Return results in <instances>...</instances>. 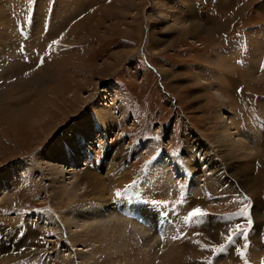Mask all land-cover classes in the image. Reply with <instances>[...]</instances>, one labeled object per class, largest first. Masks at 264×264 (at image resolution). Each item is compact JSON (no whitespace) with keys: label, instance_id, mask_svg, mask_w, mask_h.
<instances>
[{"label":"rangeland","instance_id":"1","mask_svg":"<svg viewBox=\"0 0 264 264\" xmlns=\"http://www.w3.org/2000/svg\"><path fill=\"white\" fill-rule=\"evenodd\" d=\"M40 67L53 76L36 82ZM214 91L226 97L227 108ZM24 107L33 112L10 125L2 119ZM97 110L115 128L100 137L95 128L94 136L80 133L98 120ZM223 115L233 136H246V158L220 142ZM0 117V173L15 169L0 176V264H82L100 254L96 246L112 251L104 264H179L178 252L181 264H264L261 228L254 231L259 238L249 233L246 252L241 234L227 243L218 228L224 214L246 204L243 194L256 200L252 222L264 225V0H0ZM110 120L97 123L111 127ZM65 145L71 154L82 147L75 164L66 162L70 152L58 150ZM172 158L179 166L170 167ZM51 167L59 171L54 182ZM160 167L173 176L179 169L181 182L149 185L147 176ZM185 168L200 175L194 189ZM104 169L121 183L115 186L122 195L109 189L112 203L84 216L89 200L99 201L82 195L91 193L84 175L99 177ZM29 174L32 181L24 178ZM51 186H74L77 197L50 195ZM148 186L156 220L137 224L143 227L137 236L122 224L113 230L114 218L135 220L129 208ZM195 207L208 215L186 221ZM67 214L76 218L73 234L75 225L90 233L92 224L104 237L92 233L86 243H68L60 220ZM47 215L58 231L41 225Z\"/></svg>","mask_w":264,"mask_h":264},{"label":"bare ground","instance_id":"2","mask_svg":"<svg viewBox=\"0 0 264 264\" xmlns=\"http://www.w3.org/2000/svg\"><path fill=\"white\" fill-rule=\"evenodd\" d=\"M199 27V26H198ZM195 28V27H194ZM20 38V37H19ZM21 39V38H20ZM17 40H19V39H17ZM22 40V39H21ZM12 41H14V39H12ZM17 46H18V44H17ZM40 47V46H39ZM223 56H225V55H223ZM36 59V58H35ZM38 59V58H37ZM221 61V60H220ZM224 62V61H223ZM53 64V62L50 64V65H48V66H51ZM219 64V63H218ZM224 64V63H223ZM55 65V64H54ZM47 66V65H46ZM219 66H222V64L220 65L219 64ZM48 69H46V71L44 72L43 71V69H44V67H40V69H38V71H36L35 73V75L33 76V77H36V79H35V81L36 82H38L39 80H43V79H45V78H50L51 76H53V75H50L49 73H50V71H51V68H52V66H51V68H49V67H47ZM55 68V67H54ZM53 69V68H52ZM53 70H55V69H53ZM43 71V72H42ZM61 71V70H60ZM52 72V71H51ZM55 72V71H54ZM30 73V72H29ZM38 76H40V77H38ZM245 76V75H244ZM242 77H243V75H242ZM244 78V77H243ZM244 80V79H243ZM44 82V81H43ZM42 82V83H43ZM214 93H215V95L218 97V99L221 101V103H222V105H224V108H227V106H228V104H227V101H226V97H224L221 93H219V92H217V91H214ZM104 103V102H103ZM106 104H108V103H105V105ZM112 104V103H111ZM101 105H104V104H101ZM108 106H110V105H108ZM110 108V107H109ZM112 109H107L109 112H111V113H113L114 112V108L115 107H111ZM28 108H26V107H24V110H22L21 111V109L20 110H18L17 111V113H16V116H14V118L13 119H10V120H6V118H7V116H6V114L5 115H3L2 116V119L8 124V125H10V124H12L13 123V121H14V119L15 118H17L18 116H23V115H27L29 112H33V111H31L30 109H28ZM98 112V113H97ZM97 112H95V114H98V120L97 121H92L91 119V122H93V124H90L89 125V127L87 126L88 125V123L86 122L85 123V125H86V128H85V130L87 131H84V130H79L80 131V133H84V134H86V133H88L89 135H92V136H94V134L92 133L93 131H94V128L95 129H97V131L99 130V135H98V137H100V136H102L103 134H105L106 132H112V128H115V125L112 123V121L110 120V118H111V116L110 115H107L106 114V111H103L104 113L103 114H101V112L100 111H98L97 110ZM100 114L101 115H103V116H100ZM115 114V113H114ZM102 117V118H101ZM1 118V117H0ZM80 118H83V115L82 116H80ZM223 118H224V124H223V126H222V129L221 130H219L218 131V135H219V140H220V142H226L225 144H233L231 147L233 148H235V151H240L242 154H237V156L239 157V155H240V157L241 158H246L245 156H247V155H249V151L251 150V147H250V144L248 143V142H246V136L243 138H239V137H237V136H233L232 135V133H236V131L234 130L233 132H230L231 131V129H233V127H231V121L230 120H228V116L227 115H223ZM19 120V119H18ZM109 120H110V123H111V127H109V124H107V125H104L103 126V128H102V126H100L99 124L101 123V124H106L107 122H109ZM99 124H98V123ZM12 127V126H11ZM99 127H101V128H99ZM96 131V130H95ZM87 137H89V136H87ZM255 140V139H254ZM98 140H96V142H97ZM88 143V142H87ZM92 143V142H91ZM119 146H121L120 144H118ZM228 146V145H227ZM254 146V145H253ZM252 146V147H253ZM118 147V146H117ZM231 149V148H230ZM59 151H61V153H65V154H68L70 151H68L67 150V148H66V145L65 146H61L59 149H58ZM120 150V149H119ZM123 151H126L125 149H123ZM230 152V151H229ZM247 153V154H246ZM70 154V157H68L67 158V160H66V162L67 163H69V164H75L74 162H77V160H76V158H75V156H76V154H77V157L78 158H81L82 156H83V151H82V147H79L77 150H76V154H71V152L69 153ZM232 156H234V154H232ZM244 156V157H243ZM64 159H66V157H64ZM90 159V158H89ZM89 159L87 158V159H83V160H86L85 162H81L80 164L82 165V164H85V165H87V164H89ZM166 159V158H165ZM105 160H108V162L109 163H112V162H110L109 161V159H105ZM92 161V160H91ZM112 161V160H111ZM171 161H173L174 162V164L172 165V166H170V167H175V166H179V163H178V160L177 159H175V158H172L171 159ZM242 161V160H241ZM198 162V161H197ZM263 162H264V158H263ZM103 163V162H102ZM14 165L16 164V163H13ZM51 165L50 166H52V165H54L53 163H50ZM57 164H59V163H57ZM57 164H55V165H57ZM198 165H199V168H201V167H203V163L202 162H200V160H199V162L197 163ZM13 165V166H14ZM110 164H108V166H109ZM112 165V164H111ZM121 165V164H120ZM66 165H61V164H59V167H61L63 170H61V171H64V169H66L67 170V172L68 171H73V169H72V166H66ZM263 167L261 168V171H263L264 170V163H263V165H262ZM114 167V166H113ZM13 168V167H12ZM112 168V167H111ZM109 169V168H108ZM175 169H177V168H175ZM186 169V168H185ZM15 169H11V170H9V171H3V172H1L0 173V176H9V175H13L14 173H12V171L13 172H15L14 171ZM20 170V169H19ZM18 170V171H19ZM47 170V169H46ZM187 170V169H186ZM48 171V170H47ZM49 171H50V173H54L53 175V179L52 178H50V180L52 179V181L54 182V179L56 180V175L59 173V171H57L56 170V167H51L50 169H49ZM30 172V171H29ZM92 172V171H91ZM111 172L112 171H109V170H107V169H104V173L102 174V175H99V177H95V176H92V174L91 173H87V174H85L84 175V178H86L87 179V182H88V184L87 185H89V188H90V190H91V193H88L87 191H85L82 195L84 196V197H87V198H89V199H99V201H95V200H89V204L87 205V208H88V213H86V215H84V216H88V217H94V214H96V206H100V204L102 205L103 204V206L105 205V206H109V204H111L112 202H111V196H112V191L111 190H109V189H114L113 191L114 192H117V191H119L122 187L121 186H115L116 184H121L119 181H117L116 179H114V178H111ZM176 172H177V174H175L174 176H173V174L171 173V174H169V173H167V170L165 171L164 169H162L161 167L160 168H158V169H156L155 171L153 170V172H151V174L150 175H148L147 176V180H148V182H149V185H151L152 186V184L153 183H150L151 181H154L153 179H155V180H159V183L160 182H162L163 183V186L162 187H165V188H168L169 186H170V188H171V184H173L174 183V181L175 182H178V183H180L181 182V177H180V172H179V169H177L176 170ZM49 173V172H48ZM94 174H97V173H94ZM186 174H190V175H192L193 176V179L191 180V185H192V188L194 187V184H196V182H195V180L196 179H200V177H198V176H200V175H197L198 173H197V171H189V170H187L186 171ZM220 174V173H219ZM22 175L23 174H21V176L20 177H22ZM48 175V174H47ZM51 175V174H50ZM23 176H25V175H23ZM31 174H29V175H26V177H24L25 179H29V180H31ZM173 176V177H172ZM176 177H178V179L176 178ZM125 178V177H124ZM123 178V179H124ZM112 179V180H111ZM107 181L108 182V185H109V187H111V188H109V187H107L106 186V182L105 181ZM115 180L117 181V182H119V183H116L115 182ZM172 180H174V181H172ZM32 181V180H31ZM31 181H30V183H31ZM121 181V180H120ZM123 181V180H122ZM125 182V181H124ZM158 183V184H159ZM170 184V185H169ZM174 184H176V183H174ZM32 186H33V184H31ZM52 185H55V184H52ZM154 185L156 186L157 184L154 182ZM261 185H263L264 186V182L263 183H261ZM35 186V185H34ZM36 187V186H35ZM153 187V186H152ZM34 188V187H33ZM70 187H63V186H51V190H50V195L51 194H54L55 193V195L54 196H59V197H61V196H63V195H65V197L66 198H69V201L71 202V200H73L74 198H76L77 196H75V194L77 193L76 191H77V189L76 188H74V186L73 187H71L70 189H69ZM88 188V187H87ZM198 187H196L195 189H197ZM30 189H31V187H30ZM36 189V188H35ZM150 189H151V187L149 188V186L146 188V190H145V193H146V195H145V198H141V202H139L140 200H138L139 198H137L136 200H135V202L133 201V203L131 204V206H130V208L129 209H132V210H135V220L134 221H131V222H129L128 220H126V219H115L114 218V220H112V224H111V227H113V230H114V228H116V226H118V224H122L123 225V229L124 230H126L128 227H131L132 229H133V231H134V234H133V236H137L140 232H141V229H143V227L145 226L144 225V223H145V221H150V222H152V221H154V220H156V217H155V215H154V209H153V202H155L156 200H153L154 198H153V191L151 190L150 191ZM194 189V188H193ZM111 191V192H110ZM196 191V190H195ZM194 191V192H195ZM67 193V194H66ZM163 197V196H162ZM52 198V197H51ZM68 200V199H67ZM159 200V199H158ZM137 202V203H136ZM155 204V203H154ZM103 206H102V208H103ZM121 207V206H120ZM105 208H107V207H105ZM122 208H127L126 207V205L124 206V207H122ZM101 209V208H100ZM111 212V211H110ZM125 213V212H124ZM128 213V212H127ZM69 214V213H68ZM64 215L63 217H61L60 218V220L62 221V223L64 224V228H68L69 229V232L67 231V232H65L66 234H65V237H66V239L68 240V243H72V241L74 240L75 242H77V243H86L87 242V240H91L96 234H97V236H95V238L96 239H98V235L101 237V239H102V237H104V231L103 230H99V229H97V227H92V224H90L89 225V231H90V233L89 232H87V233H85L84 231H82V227H79L78 228V226H80V225H75L76 226V228L74 229V232H75V234H73L72 233V230H70V225H72V224H74V222H75V220H76V218L75 219H72L69 215ZM114 214V213H113ZM122 214V213H121ZM156 214V213H155ZM257 215V214H256ZM255 215V216H256ZM44 216V215H43ZM48 216V219L46 218V217H42L45 221H42V226H44L45 224H44V222H46L47 224H49V225H51V226H49V225H47V227H49L50 229H52V230H55V231H58V229H57V226L55 225V220L54 219H52L53 217L51 216V215H47ZM118 216V215H117ZM158 216V215H157ZM52 217V218H51ZM122 217V216H121ZM129 218V217H128ZM133 220V219H132ZM171 221V220H170ZM172 223V222H171ZM170 223V224H171ZM139 226H143V227H139ZM170 224H169V226H170ZM174 224V223H173ZM174 226V225H173ZM176 226V225H175ZM174 226V227H175ZM166 227V226H165ZM165 227H164V229H165ZM150 228V227H149ZM174 229H176V228H174ZM146 230H147V228H146ZM149 230V229H148ZM147 230V231H148ZM155 231V230H154ZM173 231V230H172ZM125 232V231H124ZM170 232H171V230H170ZM169 232V233H170ZM92 233H94L95 235H93L92 237H91V235H92ZM147 234H148V232H146ZM173 233H174V231H173ZM141 234V233H140ZM149 234H150V232H149ZM149 234L147 235V236H149ZM171 234V233H170ZM85 235V236H84ZM87 236V237H86ZM94 239V238H93ZM107 239L109 240V242H110V240H111V238H110V236H108L107 237ZM156 241V240H155ZM108 242V241H107ZM106 244V243H105ZM164 244V243H163ZM154 245V244H153ZM104 247V246H103ZM179 247H177L176 249H178ZM96 249L100 252V254L99 255H97L96 256V258H93V257H85V260H82V264H104V262H105V259H104V257H105V255H108V257H107V259H110V261H111V254H112V251H110L109 249H108V251L109 252H107V253H105V249H103L102 248V246H101V248H98L97 246H96ZM76 250H83L82 248L81 249H76ZM87 250V249H86ZM149 250V249H148ZM252 250H253V248H252ZM83 252V251H82ZM148 252V251H147ZM165 252V251H164ZM163 253V252H162ZM166 253V252H165ZM149 254H146L145 256H148ZM153 255V254H152ZM165 255V257H166V254H164ZM162 256V255H161ZM179 257H181V255H179V252L177 253V256H175V260H176V262L177 263H179V264H181L179 261H177V260H179ZM73 258V257H72ZM163 258H164V256H163ZM168 258H169V256H168ZM161 259V258H160ZM151 261V260H150ZM158 261V260H157ZM79 262V261H78ZM159 262V261H158ZM161 262H167V259H163V260H161ZM168 263V262H167ZM166 264V263H165Z\"/></svg>","mask_w":264,"mask_h":264},{"label":"crops","instance_id":"3","mask_svg":"<svg viewBox=\"0 0 264 264\" xmlns=\"http://www.w3.org/2000/svg\"><path fill=\"white\" fill-rule=\"evenodd\" d=\"M258 168H260V167H258V164H257V166L255 167V170H257L258 171ZM264 171V170H263ZM238 185H240V184H238ZM238 185H235V188H236V190L238 189V191H240L241 192V190H240V188L238 187ZM261 187L263 186V185H260ZM263 189L261 190V192H260V196H259V199H261V200H264V186L262 187ZM244 193V192H243ZM246 195L244 194V196L243 197H245ZM249 197H251L250 199H248L247 201H245V203L247 204V206L249 207H247V209H246V211L248 212V217H242L241 215H237V217H235V219H233V217L236 215V213L238 212V211H229L228 212V214H224V216H223V219L222 220H224L225 222H219V226H218V228H221V232H223V237H225L226 238V236L229 234V230L231 229L232 231L235 229V225H237V224H241L242 222H244V220L246 219V226L244 227V228H248V232H247V241H249V239H248V235H249V233H252V236H253V238H259L260 236L257 234V233H255V232H257L256 231V229H259V228H261L262 229V233H263V239H264V225L262 224L261 226L260 225H258V226H256V224H257V220L255 219V223H253L252 225H251V227L249 228V226H248V224H247V219L248 218H250V212L252 211V209H253V203H254V201H256V200H254L253 199V197L252 196H249ZM260 204H261V206H262V201L260 202ZM241 206V209L242 208H244V204L243 205H240ZM264 208V207H263ZM249 210V211H248ZM239 213V212H238ZM240 217V218H239ZM226 218V219H225ZM237 218H239L238 220H237ZM261 218H263L262 216H261ZM262 223H264V218L262 219ZM256 226V227H255ZM255 231V232H254ZM234 232V231H233ZM242 238H243V240L245 241V238L242 236ZM224 239V238H223ZM222 239V240H223ZM220 241V240H219ZM219 243H221V241L219 242ZM220 248V247H219ZM258 248H256V251H258L257 250ZM248 250L250 251V246L248 247ZM245 252H246V249H245ZM238 257H239V255H238ZM242 259V258H241ZM240 259V260H241ZM244 260H245V256H244V258H243ZM243 259L241 260V261H243ZM241 263V262H240ZM239 263V264H240Z\"/></svg>","mask_w":264,"mask_h":264},{"label":"snow or ice","instance_id":"4","mask_svg":"<svg viewBox=\"0 0 264 264\" xmlns=\"http://www.w3.org/2000/svg\"><path fill=\"white\" fill-rule=\"evenodd\" d=\"M53 43H56V41H53ZM43 62H44L43 57H41L40 58V63H43ZM116 195L120 196V195H122V193L120 191H117ZM247 200H248V198L246 196L243 197L242 198V203L244 201H247ZM246 209H247V204L244 205V208H242L239 211L238 214L241 215V216H244V217H248V212L246 211ZM205 215H208V213L203 211L200 207H195L188 213V215L185 217V220L187 221V220H190L192 218H199V217H203ZM252 223L253 222H252L251 218H248L247 219V224H248L249 228L251 227ZM247 232H248V228H244V227H242L241 224H237L235 226V231L234 232L231 229L229 230V234L226 236V241H227V243H233L234 237L237 234H241L245 238L244 248L247 249V247H248V244H247ZM195 235H200V234L199 233H195ZM173 238L175 239L176 237H173ZM195 243H199V242L195 241ZM220 248L223 249L224 245H221ZM236 251H237V254L243 259L244 255H245L244 251L239 249V248H237ZM209 264H211L210 261H209ZM245 264H248L247 260H245Z\"/></svg>","mask_w":264,"mask_h":264}]
</instances>
